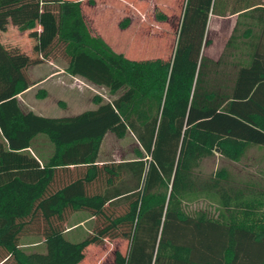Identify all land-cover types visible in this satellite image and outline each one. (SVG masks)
Masks as SVG:
<instances>
[{
    "label": "trees",
    "instance_id": "obj_1",
    "mask_svg": "<svg viewBox=\"0 0 264 264\" xmlns=\"http://www.w3.org/2000/svg\"><path fill=\"white\" fill-rule=\"evenodd\" d=\"M24 7L47 20L24 67L0 42V264H80L86 248L117 239L126 249L114 264H264V189L200 172L217 151L237 162L264 149V0H183L168 60L116 53L78 0H0V15ZM211 16L234 17L217 61L202 55ZM56 60L117 95L74 117L23 112L27 67ZM107 133L130 134L136 158L97 162ZM199 202L207 208L188 210ZM76 216L90 225L72 240ZM28 236L42 237V252L21 248Z\"/></svg>",
    "mask_w": 264,
    "mask_h": 264
},
{
    "label": "rangeland",
    "instance_id": "obj_2",
    "mask_svg": "<svg viewBox=\"0 0 264 264\" xmlns=\"http://www.w3.org/2000/svg\"><path fill=\"white\" fill-rule=\"evenodd\" d=\"M83 0V8L88 19L90 11H94L92 6L96 4V0ZM128 2V15H130L128 28L125 32H112L111 40L121 47L122 54L129 56L132 60H148V59H164L168 60L175 41V33L177 31L180 13L183 5V0H125ZM120 9L124 4L116 2ZM100 4V3H99ZM110 5V4H109ZM122 5V6H121ZM113 6V5H111ZM116 6V7H117ZM115 7V6H113ZM111 9V8H110ZM109 9V10H110ZM119 10V9H118ZM119 14V21L123 22L124 18ZM164 16L165 19L158 18ZM234 17L218 18L211 16L208 23L205 44L202 49V55L205 57H217L221 52L226 39L229 37L233 25ZM88 22V21H87ZM90 24V22H88ZM127 30V31H126ZM94 34V33H93ZM134 39V43L132 42ZM50 64V65H49ZM44 63L35 65L30 68V80L37 82L42 78L49 76V74H60L47 83L35 87L34 92L30 95L32 97V108L40 114L48 117L71 116L84 110H91L97 104L94 99L99 98L102 101H109L116 95H112L107 89L94 86L83 79H72L71 84L74 85L70 90L75 98L73 101L77 102L78 95L81 98L76 108H71L61 111V104L68 92L63 88V79H68L70 75L65 72L66 65L61 60H56L52 63ZM63 80V81H62ZM76 80V81H75ZM34 82V83H35ZM33 83V84H34ZM70 84V83H68ZM68 90V89H67ZM30 97V98H31ZM73 106V105H72ZM74 107V106H73ZM38 148L46 149L43 140H39ZM48 148V147H47ZM137 144L130 134L124 137L117 138L111 133H107L103 138L98 153L97 162L110 163L122 160H131L136 158L135 151ZM202 176H213L217 172H222L228 175L230 182L236 187H254L264 189V149L256 146L246 147L239 156L237 162L231 161L218 153L202 162L201 170ZM207 208L204 202L189 205L188 210L193 211L197 209ZM77 216L68 223L66 236L69 239L77 240L84 237L89 230L90 223L84 222L77 227L75 222ZM41 236H28L21 240V248L26 252H42ZM126 249V242L121 239L113 241H105L101 245H91L84 251V259L80 264H114V253L116 251L124 253ZM5 264H12L11 262Z\"/></svg>",
    "mask_w": 264,
    "mask_h": 264
},
{
    "label": "crops",
    "instance_id": "obj_3",
    "mask_svg": "<svg viewBox=\"0 0 264 264\" xmlns=\"http://www.w3.org/2000/svg\"><path fill=\"white\" fill-rule=\"evenodd\" d=\"M78 1H80L82 15H83V18L89 30L95 35L100 36L116 53H122L121 47L118 48L117 44H115L113 39L111 40V35H112V32H115V33L125 32V29L129 27L127 25L125 28H121L120 26L121 22L119 21V18H120L119 14H121L120 16H122V18L124 19L130 18V15H128V11H127V9L129 8L128 2L125 0H96V4L92 6V8H94V11L89 12L88 19H87L85 12H84V8H83L84 6L83 0H78ZM117 1L121 2L120 4H124L125 7L121 5L122 8L120 9L118 7L120 5L118 6L116 5L118 4L116 3ZM45 16L46 15L42 11H40L38 7H24L22 10L18 12L0 15V42L3 45L10 60L15 66L24 67L28 64V61L36 58L39 55V50H40L39 34H40V31L43 29L42 24L44 23L45 20H47V17ZM28 20L34 21L33 28L20 31V27ZM87 21L90 22V24H88ZM132 42L134 43L133 38H132ZM224 45H223V48H224ZM221 52L219 53L217 57H213V58L208 57V58L213 61H217L219 59ZM127 58H129V56ZM37 65H40V64H37ZM32 66H35V65H31L27 67V74L29 78L31 75V72L29 70ZM56 74H49V76L42 78L41 80H38L37 82L30 80L31 86L27 90H25L24 92H22L21 94L17 96L19 106L23 112H32L39 116L48 117V116H44L40 114L41 112L35 111L32 108V97L34 98L35 94H33L32 97L30 95L34 92L33 90L35 89V87L40 86L41 84L47 83L48 80L56 76H60V74L58 75ZM72 79H76V77L69 76L68 79H63L64 81L62 80L64 83L63 88L64 90H66V93L68 92V97L62 100L63 103L61 104V108H59L61 109V111L63 109L62 113L65 110L68 111V109L76 108L77 107L76 105H78L81 100V98L78 95V99H77L78 101L77 102L73 101L72 103V99L73 98L76 99V97H74L71 93L72 90H70L71 87L74 86L71 84ZM96 107L97 106H95L93 109H95ZM84 111H81L79 113L76 112L77 114L71 115V116L70 115L66 116L65 114H61V116H58L60 115L58 114L57 116L48 117V118L74 117Z\"/></svg>",
    "mask_w": 264,
    "mask_h": 264
},
{
    "label": "water",
    "instance_id": "obj_4",
    "mask_svg": "<svg viewBox=\"0 0 264 264\" xmlns=\"http://www.w3.org/2000/svg\"><path fill=\"white\" fill-rule=\"evenodd\" d=\"M216 153H218V151Z\"/></svg>",
    "mask_w": 264,
    "mask_h": 264
}]
</instances>
